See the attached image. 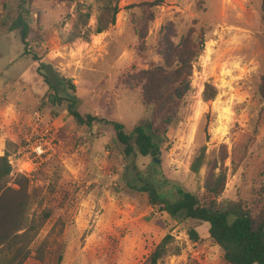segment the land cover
Instances as JSON below:
<instances>
[{"label":"rangeland","instance_id":"1","mask_svg":"<svg viewBox=\"0 0 264 264\" xmlns=\"http://www.w3.org/2000/svg\"><path fill=\"white\" fill-rule=\"evenodd\" d=\"M19 1L0 0V156L8 155V184L22 175L37 195L28 214L49 212L23 264H55L58 255L59 264H142L165 235L172 239L157 264H227L209 239L208 223L173 218L136 187L148 184L170 202L180 188L209 204L204 182L212 170L222 171L225 184L216 202L264 212L261 0H161L153 7L139 4L154 0H119L114 25L84 38L95 27L97 1L22 0L28 50L50 82L62 96L79 98L80 113L126 129L149 117L144 72L163 65L161 27L169 26L177 43L203 36L202 46L191 44L197 56L185 116L166 126L155 156H127L109 125L86 129L63 106L49 104L39 61L23 55L17 31L8 33ZM73 33L82 38L69 41ZM205 84L216 89L212 99L202 98ZM159 86L160 94L177 90L176 83ZM202 147L204 163L194 174L189 166ZM44 238L51 257L38 261L34 250Z\"/></svg>","mask_w":264,"mask_h":264},{"label":"trees","instance_id":"2","mask_svg":"<svg viewBox=\"0 0 264 264\" xmlns=\"http://www.w3.org/2000/svg\"><path fill=\"white\" fill-rule=\"evenodd\" d=\"M98 2L95 16V27L87 29L83 38L89 34H99L108 27L114 25L115 17L119 10V0H95ZM161 0L143 2L139 6L153 7ZM22 0L17 4V10L8 25V33L17 31L20 42L23 45V55H30L32 61L38 62L40 58L28 50L27 36L30 26L23 17ZM260 21L264 25V0H261ZM90 14L85 13L88 20ZM152 19L149 14L148 20ZM163 42L162 59L163 65L157 66L144 72L143 100L150 108L149 117L139 120L131 129L115 120H107L89 113H80L77 109L79 98L62 96L58 86H54L47 75L42 72L45 69L40 61L37 64V73L42 77L48 89V102L51 106H63L66 113L78 126L91 129L95 124L109 125L114 132L116 140L123 145L125 155L129 156L135 151L141 156L158 154L161 145L166 140L165 128L170 124L182 122L185 116L183 105L186 104V95L189 93V80L193 54L192 43L198 41L203 45L204 39L198 36H185L174 42V34L169 26L160 29ZM81 37L79 33H73L69 41ZM81 37V38H82ZM183 75L185 79H179ZM173 76V79L169 78ZM63 81V80H62ZM163 82L177 84V90L160 94V86ZM69 84V81H67ZM70 87L73 86L70 84ZM52 91V92H50ZM262 96L264 97V93ZM216 89L205 84L202 91L204 100L212 99ZM158 127H156V121ZM164 126V129H160ZM7 154L0 156V264H23L31 255V245L49 217V212L43 210L41 215H29L28 212L35 203L37 195L34 192L28 178L16 175L11 185V166ZM204 163V148L193 157L189 169L192 173H198ZM225 174L214 170L209 172L204 182V189L210 196L209 204L200 203L199 199L190 192L176 188L179 198L170 202L164 194L148 184L136 187L138 191L147 194L151 204H163L162 210L173 218L179 215L185 218L195 219L208 223V236L222 250V258L227 264H264V212L255 214L239 203L229 204L228 208L224 201L216 202L223 191ZM228 203V202H227ZM231 218V219H230ZM171 236L165 235L158 245L151 251L142 264H157L167 254V245ZM47 239L44 238L34 250V258L38 261L44 257L50 259L51 250L47 251ZM47 251V252H45ZM174 248L172 253H177ZM61 256H56L55 264H59Z\"/></svg>","mask_w":264,"mask_h":264},{"label":"built area","instance_id":"3","mask_svg":"<svg viewBox=\"0 0 264 264\" xmlns=\"http://www.w3.org/2000/svg\"><path fill=\"white\" fill-rule=\"evenodd\" d=\"M33 151H34L35 155H37V156H39L42 153V151H41L39 146H37L36 149L33 150Z\"/></svg>","mask_w":264,"mask_h":264}]
</instances>
